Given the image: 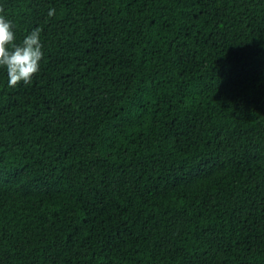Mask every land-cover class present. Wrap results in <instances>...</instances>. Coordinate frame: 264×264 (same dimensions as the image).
<instances>
[{"label": "trees", "instance_id": "obj_1", "mask_svg": "<svg viewBox=\"0 0 264 264\" xmlns=\"http://www.w3.org/2000/svg\"><path fill=\"white\" fill-rule=\"evenodd\" d=\"M0 8V264H264V0Z\"/></svg>", "mask_w": 264, "mask_h": 264}, {"label": "clouds", "instance_id": "obj_2", "mask_svg": "<svg viewBox=\"0 0 264 264\" xmlns=\"http://www.w3.org/2000/svg\"><path fill=\"white\" fill-rule=\"evenodd\" d=\"M3 11L0 8V13ZM54 14L55 10L50 9L48 16ZM40 34L41 29L35 28L25 36L22 43L16 44L12 23L0 15V67L6 70L9 87H15L21 82L29 84L39 72L40 61L43 59Z\"/></svg>", "mask_w": 264, "mask_h": 264}]
</instances>
